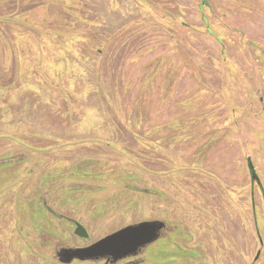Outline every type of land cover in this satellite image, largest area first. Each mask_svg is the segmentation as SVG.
Masks as SVG:
<instances>
[{
  "label": "rangeland",
  "instance_id": "obj_1",
  "mask_svg": "<svg viewBox=\"0 0 264 264\" xmlns=\"http://www.w3.org/2000/svg\"><path fill=\"white\" fill-rule=\"evenodd\" d=\"M201 3L0 0V264L86 242L44 199L93 240L163 219L154 264H264V0Z\"/></svg>",
  "mask_w": 264,
  "mask_h": 264
},
{
  "label": "flooded vegetation",
  "instance_id": "obj_2",
  "mask_svg": "<svg viewBox=\"0 0 264 264\" xmlns=\"http://www.w3.org/2000/svg\"><path fill=\"white\" fill-rule=\"evenodd\" d=\"M201 1H202L201 5L203 7V5L205 3H207V1H203V0H201ZM205 19H204V21H205ZM205 24H206V26L208 28L209 21L208 20L205 21ZM262 194H263V192H262ZM263 198H264V194H263ZM30 215H31L32 219H34V220H36L38 218H41L42 216H46L48 219H50L49 216H52V218L63 219L66 222L71 223L72 228H73V233H74L75 236L80 237V238L85 239V240L87 239L84 244L68 245V244H65L64 242H60L57 246H53V249H54L53 256L55 257V260H56L55 263L56 264H149L150 262H151V264H154L155 263V262H153L154 256L152 257V255H154L153 252H156V254H155V256H156V255H160L161 251H159V250H156V251L154 250L153 251V249H151V253L152 254L150 253V255H148V250H149L150 247H152L154 244H156L158 242H163L164 243V240L166 238H162V237L167 232V230H169V227H170L168 222H165L162 219L161 221L163 222V225H162V228L159 231V236H158V238L156 240L150 242L149 244H147L145 246H141L140 248H137L131 254L123 256V257H121L119 259H116L114 257H106V256L105 257H97V258H93V259H90V258L81 259V258H72V257H70L68 255L67 251H69V250H71L73 248L90 246V245L96 243L97 241L101 240L102 238L106 237L107 235H109L111 233H114V232H116V231H118V230H120L122 228L127 227V225L129 226V225H131L133 223L135 224V222L123 225L120 228H118L117 230H114L111 233H108V234H106V235H104L102 237H99V238H95V240H93L92 238H90L89 230L87 229V227L84 224V222H82L78 218L71 217L70 215L64 213L62 210L58 209L57 207H54V206H51V205L47 204V201L45 199H44V201H41V204L35 210L30 212ZM33 224H36V223L33 221ZM82 227H84L87 230V232L86 231L84 232ZM77 229L79 230L80 234L76 233ZM81 233H84V235H85V233H87V235L84 236ZM261 236L262 235L259 232L260 243L264 246V240H263V238H261ZM29 246H30V249L34 250V248L32 247L31 244H29ZM260 251H261V249H258L257 254H256L255 258H254L255 262L260 257V254H261ZM1 256L6 257L4 253H1ZM2 264H5V263H2Z\"/></svg>",
  "mask_w": 264,
  "mask_h": 264
},
{
  "label": "water",
  "instance_id": "obj_3",
  "mask_svg": "<svg viewBox=\"0 0 264 264\" xmlns=\"http://www.w3.org/2000/svg\"><path fill=\"white\" fill-rule=\"evenodd\" d=\"M202 8L201 5V9ZM255 179L256 177L254 176L253 180ZM162 225L163 222L161 220L142 221L131 224L107 235L90 246L73 248L67 251V253L72 258L93 259L106 256L119 259L131 254L137 248L156 240L159 236V231L162 228ZM82 229L84 232H87L84 227H82ZM76 233L80 234L78 229L76 230ZM81 234L84 235V233ZM85 235H87V233H85Z\"/></svg>",
  "mask_w": 264,
  "mask_h": 264
},
{
  "label": "crops",
  "instance_id": "obj_4",
  "mask_svg": "<svg viewBox=\"0 0 264 264\" xmlns=\"http://www.w3.org/2000/svg\"><path fill=\"white\" fill-rule=\"evenodd\" d=\"M32 13H33V17H35V16H36V14H35V10H34Z\"/></svg>",
  "mask_w": 264,
  "mask_h": 264
}]
</instances>
